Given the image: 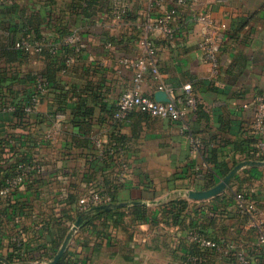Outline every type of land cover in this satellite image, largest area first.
<instances>
[{
    "label": "crops",
    "instance_id": "1",
    "mask_svg": "<svg viewBox=\"0 0 264 264\" xmlns=\"http://www.w3.org/2000/svg\"><path fill=\"white\" fill-rule=\"evenodd\" d=\"M153 1L96 0L91 5L87 0H0V36L8 33L10 22L41 13L45 31L48 22L53 29L59 23L80 34L81 46L75 61L55 74L35 112L19 113L10 103L12 109L3 107L0 98V176L17 161L36 159L40 164L22 188L0 198V257L6 260L0 264H49L80 216L79 197L91 189L114 192V202H145L120 208L146 206L149 216L135 220L128 211L118 225L117 215L96 217L89 225H83L85 219L62 256L63 264H188L194 242L187 235L192 230L240 249L259 245L249 218L235 212L231 200L245 190L264 213V166L244 167L215 197L194 200L185 193L212 188L238 163L259 160L237 148L249 138L255 100L264 97V0ZM9 6L17 10L4 12ZM175 7L179 13L173 37L159 31L147 34L145 20ZM200 12L218 27L227 25L221 27L225 44L217 53V73L202 58L199 43L215 28L196 19ZM70 34L64 42L75 54V46L66 41ZM145 36L158 49L164 82L178 95L190 84L201 104L189 133L180 121L140 111L120 123L113 118L121 93L136 85L134 72L121 58L144 54ZM49 64L32 50L19 68L25 74H48L56 68ZM18 89L21 101L34 83ZM142 90L153 97L158 91L150 74ZM94 135L121 146L119 159L101 160ZM193 138L201 146L195 148ZM215 161L235 165L223 174ZM123 163L129 169L120 177ZM179 198L188 202L182 224L163 211L164 203ZM261 252L264 256V246ZM205 257L203 264H238L222 252H206Z\"/></svg>",
    "mask_w": 264,
    "mask_h": 264
},
{
    "label": "built area",
    "instance_id": "2",
    "mask_svg": "<svg viewBox=\"0 0 264 264\" xmlns=\"http://www.w3.org/2000/svg\"><path fill=\"white\" fill-rule=\"evenodd\" d=\"M13 0H7L11 3ZM178 5L184 4L187 0H176ZM219 3H225L227 0H217ZM154 3L159 0H154ZM178 8H171L163 13L157 14L152 18L145 20L142 24L144 30L150 32H161L166 37H173L176 33V27L174 22L178 16ZM196 19L199 22L204 23L207 26L215 28L213 34L206 33L199 47L202 51V58L204 61L212 64L214 72L217 73L219 69L217 53L220 47L225 41V36L221 32V27L226 28V24H221L219 27L215 24L214 20L206 13L200 12L196 15ZM219 28V29H218ZM68 43L75 46L76 53L67 57L66 63L69 66L72 64L76 56L81 52V46L78 44L79 37L77 32H73L66 40ZM143 44L146 48L145 53L137 57H123L121 63L124 67L131 69L134 72V81L136 85L133 88H129L121 93V96L117 102L116 111L113 114V118L116 122L120 123L127 119L130 114L136 111L145 112L153 117L161 119H169L172 121H180L184 131L188 132L190 129L191 114L197 107V99L192 92L190 84L185 85V93L178 95L175 89L164 82L163 75L160 71V63L158 58V49L149 40L148 36L143 39ZM18 47H22L26 50L41 51L42 46L45 43L35 42L31 43L23 41L17 44ZM50 47L52 52H57L59 46L46 43ZM147 74H150L157 82V90L166 91L170 98L168 102H159L153 96L145 94L142 90V85L147 81ZM48 81H40L36 86V91L32 94L30 102L24 107V111L28 114L35 112L41 105V102L45 94L49 90ZM254 104L256 105V114L254 122L250 131V134L257 135L258 140L255 144L257 151H252L256 156L264 155V97H258ZM250 104H245L244 107H248ZM13 108V106H8ZM15 108V107H14ZM92 142L95 147L98 148V156L103 161H112V158L119 159L121 146H113L103 137L94 135ZM195 148L201 146L200 141L192 139ZM10 143L13 145L16 143L15 139H10ZM264 160V159H261ZM128 165L122 164L123 174L128 172ZM40 170V164L36 159L21 160L14 163L11 170L5 172L0 176V198H8L14 192L22 188L26 182L30 179L33 173ZM114 202L112 197V191L100 192L94 189L85 191L78 199V210L81 213L88 211L89 209L101 205ZM233 209L235 212L249 218L251 226L255 228L258 246L240 249L233 244L226 246L224 242L218 241L209 237L200 231L192 230L188 233L187 238L197 243L201 248L209 250H218L226 254H232V257L238 264H256L257 256L262 254L261 250L264 246V213L261 211L256 200L245 190H240L236 193L234 199ZM74 226V225H73ZM224 243V244H223ZM226 247H225V246ZM189 260L192 263H197L202 260V257L189 256Z\"/></svg>",
    "mask_w": 264,
    "mask_h": 264
},
{
    "label": "trees",
    "instance_id": "3",
    "mask_svg": "<svg viewBox=\"0 0 264 264\" xmlns=\"http://www.w3.org/2000/svg\"><path fill=\"white\" fill-rule=\"evenodd\" d=\"M5 1L7 2V0ZM87 1L92 5L96 0H87ZM86 9H87L86 11H88L89 7H87ZM15 10H17L16 6H9L4 9V12L11 13L12 11H15ZM21 20H22V23L21 22L14 23V21L10 22V25L5 28V30L8 33L5 36H0V98H1V104L3 107H8L7 104L10 103L11 105L15 107V109L18 110L19 113L20 112L25 113V111H23L24 107L30 102L32 94L36 91L35 86L40 81H48L49 87H51L52 85L51 83L54 82L53 80H54L55 74L58 71L68 66L66 63L67 55L68 56L72 55L71 53L74 52V47L64 42L65 36L70 34L72 31H69L67 27H63L59 23H56L55 29H53L54 25H52L51 21L48 22L47 31H45L43 28V21L45 22V18L42 17L41 13H34L30 17L21 18ZM50 32H51L50 36H52L51 37L52 39L51 41H48L49 39L48 35ZM55 33H58V37H55ZM23 41H28L31 43H35V42L45 43V45L42 46L41 51H37V52L44 55L45 59L50 60L49 66L54 65L56 68L53 69V71L49 72L48 74H43V73H40V74L38 73L27 74L26 73L25 74L24 72H22L19 66L21 67L23 66L24 61L29 56L30 51H32V50H26L22 47H18L17 44L22 43ZM46 43H52V44L59 46L57 52H52L50 50V47L47 46ZM224 44L225 43H223V45ZM62 52L64 53L65 56L61 54ZM28 83H34V89L32 91H28V92L26 91L23 94V97L21 98L22 100L21 101L19 100L20 101L19 102L17 98H19L21 93L18 89V86H25ZM21 102L23 103L21 104ZM201 110H202L201 104L199 103L197 99V107L192 112L191 118L194 115L199 114ZM248 137L249 138H247L246 140L241 141L237 149H239L243 154H247L248 157L250 158H253V159L256 158L259 160L263 159L264 155L258 157L255 154L251 153L252 151L254 152L257 151L255 144L258 140V136L249 134ZM215 162H216V168L222 171L223 174H226L227 172H229L231 168L235 165V163L233 164V166H230L227 163H219L217 161ZM213 184H214V180L208 182L207 186L211 187ZM115 185H116V182H115ZM112 197H113V201L117 200L114 192L112 193ZM234 199L235 198L233 197V200H231V202H234ZM187 207H188V202L184 199L179 198V199L171 200V201L164 203L163 211L165 212L166 215L168 216L171 215V218L173 219L174 223L182 224L184 222V219L186 218L183 212L187 209ZM128 211H130V214L135 215V220H146L149 216L148 208L142 205L134 206L131 208L103 210V211L96 212L94 215L92 214L89 218H87L84 221L83 225L92 224V220L96 217L109 218V217H113V215H117L115 223L118 225L120 222L123 221L124 216L128 213ZM213 239L224 242L226 246L229 245V243L224 239H219L215 237ZM206 252L211 253V254L220 253L218 250H215V249L209 250L206 248H201L197 243L191 244V254L190 255L195 256V257H202V260L197 263H192L189 260L190 255H188L186 258L188 264H203L204 262L203 260L206 258L205 257ZM200 255H203V256H200ZM229 255L232 257V254H229ZM257 261H259V263L261 264H264L263 253L257 256ZM64 262L65 261L63 257L60 260L59 264H63Z\"/></svg>",
    "mask_w": 264,
    "mask_h": 264
},
{
    "label": "water",
    "instance_id": "4",
    "mask_svg": "<svg viewBox=\"0 0 264 264\" xmlns=\"http://www.w3.org/2000/svg\"><path fill=\"white\" fill-rule=\"evenodd\" d=\"M154 98L159 102H168L170 101V98L168 96V93L166 91H157L155 93ZM261 167L264 166V160H244L240 163H238L225 177L222 178V180L215 185L212 188H209L207 190H189L185 193V195L194 200H204L208 198L215 197L219 195L223 190H225L231 183V181L234 179V177L237 175V173L243 169L244 167ZM132 204H146L145 202H138V201H130V202H111L108 204H101L98 206H95L91 209H89L86 212H83L80 214L78 219L76 220L74 226L71 228L70 232L66 236L62 246L58 250L57 254L54 256L53 260L49 264H58L64 255L67 246L71 240V238L74 236L75 232L79 229L83 221L87 218H89L92 214L95 212L103 211V210H113L120 207L129 206ZM0 260L6 261L4 258L0 257Z\"/></svg>",
    "mask_w": 264,
    "mask_h": 264
},
{
    "label": "rangeland",
    "instance_id": "5",
    "mask_svg": "<svg viewBox=\"0 0 264 264\" xmlns=\"http://www.w3.org/2000/svg\"><path fill=\"white\" fill-rule=\"evenodd\" d=\"M75 32H77V31H75ZM77 35L80 36V34L78 32H77Z\"/></svg>",
    "mask_w": 264,
    "mask_h": 264
}]
</instances>
